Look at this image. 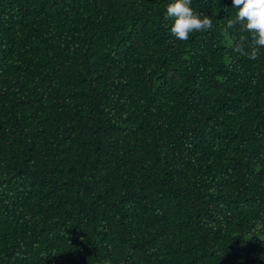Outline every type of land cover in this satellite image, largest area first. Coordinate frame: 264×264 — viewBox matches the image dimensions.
<instances>
[{"label": "trees", "instance_id": "trees-1", "mask_svg": "<svg viewBox=\"0 0 264 264\" xmlns=\"http://www.w3.org/2000/svg\"><path fill=\"white\" fill-rule=\"evenodd\" d=\"M170 2L0 0V264H264V48Z\"/></svg>", "mask_w": 264, "mask_h": 264}, {"label": "clouds", "instance_id": "clouds-1", "mask_svg": "<svg viewBox=\"0 0 264 264\" xmlns=\"http://www.w3.org/2000/svg\"><path fill=\"white\" fill-rule=\"evenodd\" d=\"M191 3L192 0H171L166 7V19L173 21L170 32L177 40L187 41L192 33L205 32L213 26L211 17L194 10ZM231 6L236 13L228 19L224 30L239 26L241 33H247L240 35L234 51L255 60L264 48V0H232Z\"/></svg>", "mask_w": 264, "mask_h": 264}]
</instances>
